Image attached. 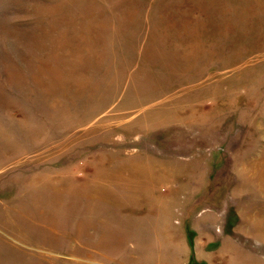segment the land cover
Here are the masks:
<instances>
[{"label":"rangeland","instance_id":"obj_1","mask_svg":"<svg viewBox=\"0 0 264 264\" xmlns=\"http://www.w3.org/2000/svg\"><path fill=\"white\" fill-rule=\"evenodd\" d=\"M0 264H264V0H0Z\"/></svg>","mask_w":264,"mask_h":264}]
</instances>
